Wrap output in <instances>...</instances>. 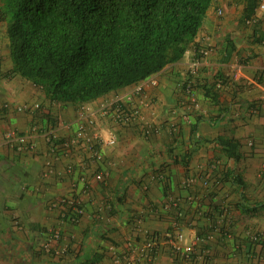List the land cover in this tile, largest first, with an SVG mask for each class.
Masks as SVG:
<instances>
[{"label": "crops", "instance_id": "0c3cea01", "mask_svg": "<svg viewBox=\"0 0 264 264\" xmlns=\"http://www.w3.org/2000/svg\"><path fill=\"white\" fill-rule=\"evenodd\" d=\"M261 4L214 0L183 57L149 77L157 85L146 89L150 106L141 119L130 127L97 120L104 137L116 138L114 146L99 149L100 161L72 143L78 116L134 85L88 103H51L39 87L11 73L0 22V264H120L129 242L139 247L149 236L157 240L151 264H264ZM254 14L256 22L247 24ZM205 47L210 52L204 57ZM183 82L198 105L191 111L178 85ZM24 105L29 109L17 111ZM219 140L238 142L240 160L228 159ZM212 163L221 176L218 187L183 184L211 174ZM60 197L78 201L83 213L61 227L70 251L52 257L41 245L61 226L59 211L51 208ZM249 230L262 236L260 244ZM177 233L186 242L195 235L206 239L190 262L173 252Z\"/></svg>", "mask_w": 264, "mask_h": 264}, {"label": "trees", "instance_id": "16d2710c", "mask_svg": "<svg viewBox=\"0 0 264 264\" xmlns=\"http://www.w3.org/2000/svg\"><path fill=\"white\" fill-rule=\"evenodd\" d=\"M213 1L1 0L11 73L51 103L94 101L178 62ZM219 144L240 160L238 142Z\"/></svg>", "mask_w": 264, "mask_h": 264}, {"label": "built area", "instance_id": "2783aa9c", "mask_svg": "<svg viewBox=\"0 0 264 264\" xmlns=\"http://www.w3.org/2000/svg\"><path fill=\"white\" fill-rule=\"evenodd\" d=\"M259 10H264V4L259 6ZM257 18L258 15L254 14L249 20H247V24L256 22ZM209 52L210 49L208 47L200 50V54L204 57L207 56ZM156 85V79H145L144 81L135 84L125 96L115 97L108 102H104L96 111L82 110L78 116L80 124L74 134V140L72 141L73 145H79V147L84 148L86 152H88L91 160L100 161L102 157L99 149L102 147L114 146L116 144V138L112 134L104 137L103 132L98 127L97 120L99 118H104V120L117 124L120 127H130L134 125L135 122L141 119L142 109L150 106L149 100L145 98L146 89ZM178 85H180L181 89H183L187 94V101H189L187 106L188 110L191 111L196 108L198 105L195 101L190 84L188 82H183L181 84L178 83ZM24 109L29 108L27 105H24L22 107H18L17 111H22ZM170 130L172 132H176V126L171 124ZM248 145L252 146V142H249ZM217 167L218 166L216 164L212 163L209 165V171H212L211 174H203L198 179L196 177H190L186 179L183 184L185 186H192L198 182L207 190L216 188L220 185L221 181V176L217 173ZM262 168L264 170V164L262 165ZM96 179H102V174H97ZM51 208L59 211L61 218V222L59 224H61V226L58 225L56 229L48 232L41 245V250L52 257H63L68 253L69 247L62 243L63 235L61 227L67 222L75 223L83 213V208L78 201L70 199L69 197H60L51 200ZM228 213L227 209H223L220 216L227 220L229 219ZM247 235L253 243L260 244L262 242V236L258 233L249 230ZM205 240V238L195 235L190 242H186L183 234L177 233V235L170 242L174 254L187 262H190L194 258L196 245L202 244ZM156 244L157 240L154 236L146 237L142 246L139 247H135L131 242H129L127 244L126 253L123 254L122 260L119 259L118 263L138 264L143 261L145 264H151L152 258L155 254ZM204 254H207V252Z\"/></svg>", "mask_w": 264, "mask_h": 264}]
</instances>
